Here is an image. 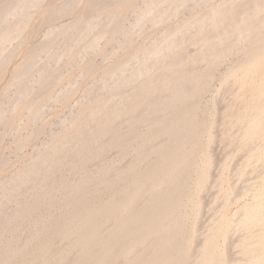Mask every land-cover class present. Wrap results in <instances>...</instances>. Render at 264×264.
<instances>
[{"label": "bare ground", "instance_id": "6f19581e", "mask_svg": "<svg viewBox=\"0 0 264 264\" xmlns=\"http://www.w3.org/2000/svg\"><path fill=\"white\" fill-rule=\"evenodd\" d=\"M74 1L66 0L61 5L59 4L49 9L47 13L45 12V19H53L56 13L69 10L73 6ZM112 1L114 3L116 0H94L93 3L95 4H91L93 6L91 7L92 11L96 12L94 17H77L76 20L73 19L74 21H71V24L67 25V27L65 26L66 28L64 27L65 33L62 34H65L66 40L69 39L75 44L83 45L81 46L80 55L95 48L96 42L103 32L102 26L104 25L100 27V18L104 14L106 19H110L109 16L111 14L108 15V7H110L109 3ZM205 1L146 0L145 6L137 13L132 24L122 27L123 23L120 20L113 27V32L120 35V38H118L120 43L128 42L131 35L143 29V20L149 19L150 21L151 18L152 23L155 22L153 25H157L161 21L164 23L166 22L164 21L165 19L168 20L169 16H172L181 8H189L190 11L192 7ZM41 2L43 1L1 0L0 67L7 58L9 60V54L11 55V52L15 49L14 45L16 43L18 45V42L14 44L11 41H13L14 37H17ZM197 6L199 7V5ZM263 8L264 0H239L238 2L236 0V3L234 0H222L215 6L197 14V16L180 21L181 23L177 25L175 23L176 26L169 27L164 33L162 31L163 36H159L160 38L158 37L159 39L157 38L158 40L156 39L155 42L148 43V46L144 44L145 47H142L140 44L142 48L140 47L137 52L134 50L135 54L129 60L118 65V67L116 66L114 72L110 69L112 71L109 72L110 76L114 74L117 79L107 86L104 91L105 94L100 100H96L97 102L86 114L83 113L85 105L75 114V118L83 116L82 121L92 120L94 122L92 133L89 134L90 132H88L87 134L83 130H77L61 136L42 153L34 155L35 157L29 160L19 171H15L14 175L11 173V185L1 190L0 264H112L113 260L117 264H264L263 193L254 194L250 201L244 202L240 207L238 206V209L236 208L233 214H228L225 210L228 205L230 206L228 204L230 199H227L228 195H226L227 200H225L228 205L225 206L224 199H221L224 202V206L222 208L218 204L222 209L220 210L219 208L220 213H218V216L215 212L216 220L212 219L211 223L214 222L213 224L208 221L211 228L207 227L208 232L205 229L206 233L203 231L202 235L200 234L203 239L198 241L200 245L196 243L199 245H196L197 247L193 244L195 243L194 240L197 242L198 239L197 237V239L195 238L198 235V233H195L196 228H189L187 225L188 221L194 217L195 220L197 218L195 211H191L190 208L187 209V202L194 206V210L202 206V201L200 202L198 196L194 197L189 188L190 179L193 176L191 174L200 167L201 173L198 170L200 173L199 177L195 178V181L191 180L194 183H191L190 186L191 188L194 187L193 193H197V195L201 190L203 191L206 181H209L208 177L211 176L210 165H212L213 155L209 154L210 151H208L207 154L204 153L205 155L203 154L204 156L201 157L202 155L199 156L198 148L201 149L199 145L204 143H201V141L205 137L204 150H210L209 145L215 139L213 132L211 131V133L208 129L212 113L203 117L204 119L201 118L202 121L199 119V121L197 111L201 108L203 92L209 87L211 88L210 82L213 81L211 79L213 78L214 70L233 51L236 53V50L243 51V57L239 58L237 62L230 64V66L228 65L229 67L221 76L224 83L229 85H231L230 83L238 84L237 93L242 104L237 113L233 112L235 115L232 114L230 116V114H227L226 117H223L224 121L222 123L224 128L228 125L242 124V139L246 142L248 141V144L252 146L250 148L248 145L250 149L246 148V150L249 152L244 155L247 156L250 164L252 163L250 162L251 159L252 161L255 159L253 163L257 161L254 166L252 165L253 163L251 164L253 168L257 165L260 166V164L264 165V135L262 134L264 130ZM230 10H233V14L236 13L233 18L231 17V19L226 20L217 27H210L215 22H218L225 13L228 14L227 11L230 12ZM110 12H114L113 9ZM57 17L59 18V16ZM60 25L62 26L63 24H59L57 28L54 27L55 29L45 33V39L50 41L51 36L52 38L55 36V32L58 30L62 32ZM192 26L197 28L195 30L193 27L195 31L210 27L207 29L206 40L202 41L203 44L199 45L198 49L196 48V52L194 51L196 49H190L194 53L190 52L189 54L187 52L184 54L182 53L183 50L176 52L175 50L184 43L183 39L186 34L184 32ZM96 28L97 30L88 37ZM245 37L248 38L245 41L249 45L244 41ZM63 44L59 45L57 43L52 50H48V53L46 52L45 63L32 55L34 58L30 59L28 57L30 60L22 62L23 64L16 69L9 83L10 86L17 88V93L10 98L11 104L9 107L0 105V126L6 123V120H8L6 114L8 116V112L10 113L16 107L20 99L29 91H33L36 83L40 82V85L42 80L46 79L49 69L51 70L50 67L52 66L53 68L64 53L69 54L72 51L70 45ZM34 46L36 45L34 44ZM30 48L32 47L30 46ZM26 53L29 54L30 52L26 51ZM28 56H31V54ZM40 60L43 64L40 63ZM189 61L194 64L195 62L197 64V62L204 61V64L202 67L199 66L201 69L194 67L195 71L191 67L193 64L188 65L190 64ZM127 65L129 67L125 68ZM258 72L262 75V80L256 82L257 80L254 81L252 79ZM106 76V73L102 76L101 82L103 84L106 83L104 78ZM32 79H34L33 82ZM39 85L37 84L36 87ZM7 86L9 87V85ZM4 89L6 90L7 88ZM116 95L119 96L117 97L120 98V101L114 100L117 103L114 102L116 104H112L113 101L111 102V100ZM151 95L157 97L152 98ZM28 107H30V104ZM140 107L142 108L139 109ZM143 108L144 111L142 112ZM223 114L226 115L225 113ZM124 115L128 116V119L131 118L130 121L132 122L126 126V129L119 130L117 129L118 124L115 126L114 120ZM219 120L221 125V119ZM142 122L145 124L147 122L148 126L143 134L139 133L138 129ZM228 127L225 129H228ZM240 128L242 127L240 126ZM226 132L229 135L222 133L224 137L221 136V139L228 142L230 140L233 141V132L232 135H230V129ZM107 134L110 137L105 139L108 136ZM75 139H78V146H76L77 149H74L75 152L73 151L74 154H72L73 152L67 149H69V145L71 146V142ZM18 144L20 145V143ZM112 146L119 147V150L123 151L122 154L128 149H132L135 156H132V160L128 162L127 166L117 172H109L114 169V163L109 161L102 163L101 167L99 166L100 168L98 167L97 175L91 176L93 178L90 175H86V168L90 160L103 154ZM71 154L77 160L70 161V164L67 163L69 168L66 171L72 172L73 176L78 174L80 179L76 180L77 177L74 178L76 181H73L72 178H70L72 180H68L67 177L61 176L59 181L54 182L53 178H51L52 180L50 179L51 176L49 178L45 177L43 180L41 178L40 183H36L37 185L34 188L32 187L31 196L28 193L29 198L27 200H19L17 207H14L15 210L13 209L14 211L7 213V211L1 210L2 203L4 205L3 201L7 197L9 199L12 195H15L19 191L21 184L30 181V179H35V177L38 178L39 172L54 173L62 161L66 159L65 157L68 158ZM245 156L243 160L246 159ZM243 165L241 163V168L239 166L238 170L236 169L237 172L232 169L235 174L237 173V177L239 176L238 179L235 178L236 176L234 177L237 181L240 177L248 174L242 168ZM118 167L120 168V166ZM62 168L64 169V167ZM62 168L61 170H63ZM255 170L259 171V169H254L253 171ZM63 172L62 174H64ZM109 173L113 175L108 176ZM260 173L256 176L258 178L263 177L261 179L263 180L264 175L262 174L264 173L261 176ZM230 175L232 176V173ZM234 182L235 184L237 183L236 181ZM234 182H232L234 187L230 186L231 189L233 187L232 190L236 188ZM218 185L220 186V184ZM246 185L244 184V186ZM237 189L240 188L238 187ZM223 193L222 195L224 196L218 195V197H225ZM239 193L243 194V192ZM20 195L22 194L20 193ZM234 195L236 197L238 192ZM234 195L231 194V197H234ZM170 197H173L171 200L173 199L172 201L174 202L170 200ZM167 198H169L170 204H167ZM214 203L215 199L212 203L213 206L216 205ZM55 207H59L56 208L59 214L53 215ZM63 207L65 209L61 212ZM217 207L216 205L215 209L213 208L212 210L217 211ZM196 211L198 212V210ZM192 216L194 217L191 218ZM197 219H199V216ZM18 220L34 225L33 233L27 238L25 236L22 242L19 236L23 222L19 224ZM106 224L108 225L107 228ZM186 226L188 230L190 229L187 233L185 232ZM232 230H237L236 234L239 232V240L237 238L232 240L236 241L237 254L233 251L232 253L229 249L227 250L230 244H224L223 242L225 238L229 239L228 235L234 234ZM230 232L233 234H230ZM56 238H61L60 240H64V242L67 240V244H64L65 246H60V244V247L57 246L58 248H55L53 242ZM220 238H224L222 240L223 243L220 242ZM234 248H236L235 245ZM195 249L196 252L198 251L197 253L194 251ZM233 254L237 256L235 257ZM115 259L119 260L116 261Z\"/></svg>", "mask_w": 264, "mask_h": 264}, {"label": "rangeland", "instance_id": "374dc122", "mask_svg": "<svg viewBox=\"0 0 264 264\" xmlns=\"http://www.w3.org/2000/svg\"><path fill=\"white\" fill-rule=\"evenodd\" d=\"M42 1L43 2H41V4H39L36 7L37 9H35L33 11L30 18L28 19L27 23L24 25L23 29L20 31V33L17 35V37H14L13 41H11L14 44H15V42H18V45H16L17 43L15 44L16 46L14 45L15 49H13V51H12L13 53L11 52V55L9 54V57H10L9 60L7 58L4 61V63L2 64L3 66L1 65V67H0V105L9 107L11 104L10 98L13 97L17 93V88L15 86H10L9 82H10V79L12 78L13 74L15 73L16 69H18V67L20 65H22L24 62H26V61L30 60L31 58H34V57H37V58L43 60V62H44L46 52L48 53V50H52L55 47V45H57V43L59 45H62L63 43L70 45L72 51H70V53H69L70 55L68 53L67 54L64 53V55H62L59 58L58 62L55 64V66H53V68H52V66L50 67L51 70L49 69V71H48L49 74L46 75V79L42 80V83L40 85H39L40 82L36 83L34 86L35 88L33 87V91L32 90H31L32 92L29 91L30 94L27 93V94H29L28 96L26 94L25 96H23L20 99L19 103L12 110L13 113H12V111H10V113L8 112V116L6 114V118L8 117L7 118L8 120H6V123H4L2 126H0V131H1L0 132V161H1L0 162V192L3 188L11 185L10 179H11L12 175H14L17 171H19L22 167H24V165H26L29 162V160H31L33 157L36 156V154H39L40 152L42 153L49 146L53 145V143H55V141H57V139L60 138L61 136L73 133L77 130L78 131L83 130L87 134H88V132H90L89 134L92 133V129H93L92 125L94 124V122L92 120H91L92 123L89 120H86V122L84 120L82 121L81 119L83 116L75 118L76 117L75 114L84 105L86 107H83V108H85V109H83V113L86 114L90 110V108L94 105V103H96L98 101V99L99 100L101 99L103 94H105L104 91L106 90L107 86L111 85L117 79V76H114V74L110 76L109 72H112V71L114 72L116 66L118 67V65L123 64L124 62L129 60L130 57H132L133 54H135L134 50L137 52L139 50V48L141 47V45H142V47L148 46V43L150 44V42H155V40L159 36L162 37L163 36L162 34L164 33V31L166 29H168L169 27L176 26L177 24L181 23L185 19H189V18L197 16V14L205 11L206 9H209V8L215 6L216 4L221 2L222 0H206L208 3L205 1L206 3L205 2L200 3L201 5L197 4V5H199V7L196 5V6L192 7L190 9V11H189V8L188 9L181 8L180 9L181 11L178 10L175 14L172 15L173 17L169 16L168 17L169 19L167 18L168 20L165 19L164 20V21H166V22H164L165 24L163 23V21H161L160 23L158 22L157 25L156 24L153 25L155 22L152 23L151 18H150L151 22L149 21V19L143 20V29H141V31H139L138 33L131 35V38L129 39L130 41L125 42V43H120L118 41V38H120V35L113 32V30H114L113 27H115V24H117V22L120 20L123 23V24L121 23L122 27L123 26L126 27V26H129L130 24H132L134 22V19H135L137 13H139L143 9V7L145 6L146 0H145V2H144V0H126L123 2H122V0L121 1L116 0V1H114V3L116 2L115 4L112 1L109 3L110 5L108 4L110 6V7H108V11L110 12V10L112 11V9H113L114 12H112V13L108 12V15L111 14L110 16H112V17L109 16L110 19H106V16H104V14H103V16H101V18H100L101 22L99 24H101L100 27L102 25H104V26H102L103 32L100 34V36L96 42L95 48H93L91 51H88L82 55H80V52L82 49L81 46H83V45L82 44H75V42H73L69 39L66 40L67 37L65 36V34H62V33H65L63 30L64 27L65 26L67 27V25L71 24L72 23L71 21H74L73 19L76 20L77 17H82V16L83 17L87 16L88 18L94 17L96 12H93L92 11L93 9L91 8V7H93L92 5L95 4V3H93L94 0H75L72 4L75 8L72 6L71 7L72 9L70 8L69 10L67 9V10L61 11L60 13H56L55 14L56 16L53 17V19H49V20L45 19V16H46L45 12L47 13V11L49 9L56 7L59 4L61 5V3L62 2L64 3L66 0H56V1L55 0L54 1L42 0ZM234 1L236 3V0H234ZM238 1L239 0H237V2ZM0 3H1V0H0ZM133 6H134V8H133ZM114 9H116V10H114ZM129 9H130V11H128ZM227 12H228V14L225 13L224 16L218 22H215L214 25L212 24L210 27L211 28L217 27L220 24L224 23L226 20L231 19V17L233 18L236 14V13L233 14V10H230V12L229 11H227ZM89 13H90V16H89ZM57 14H59V15H57ZM229 15H231V16H229ZM57 16H59V18ZM45 20H46V22H45ZM175 23H176V25H175ZM59 24H63L62 26L60 25L62 27L61 29L63 31L61 32L58 30L57 32H55L56 33V34L54 33L55 36H53V38L51 36L50 41L48 39H45V35H46L45 33H48L49 30L51 31V30L57 28ZM36 25H38V26H36ZM193 27L194 26H192L191 28L189 27V30H187L188 28L185 29L187 31L184 33H186L185 36L186 35L187 36L186 37L184 36V39H183L184 43H182L181 44L182 46L180 45L179 48H177L175 50L176 52H178V51L181 52L183 50L182 53H184V54H186L187 52L189 54H190V52L194 53V51L196 52L197 49L200 47L199 45H202L203 42L206 40V35L208 33L207 29L210 27H208L207 29H203V30L201 28V29H198V31H195L197 29L196 27H194L195 30H193ZM97 28L94 29L88 35V37H90L97 30ZM162 31H163V33H162ZM197 33H199V34H197ZM202 36H203V38H202ZM145 38H146V42H145ZM246 38L247 37H245L244 41L248 39V38L247 39ZM43 40H45L46 43ZM193 41H195V42H193ZM131 43H133V44H131ZM246 43H248V42H246ZM34 44L36 46H34ZM144 44H146V45L144 46ZM248 45H249V43H248ZM30 46L32 48H30ZM33 46H34V48H33ZM245 46H247V45H245ZM28 48H30L31 50ZM190 49H193V50L196 49V50L193 51ZM26 51L30 52V53L27 54ZM240 51L241 50H236V53H234L235 51H233L231 53L232 55L230 54V56H227V59L223 60L224 62L220 63V65H219L220 67L217 66V68L215 69L216 71L214 70L213 78L211 79L213 81L210 82L211 88L209 87L210 89L208 88L206 91L203 92L205 95L202 94L203 100L201 102V108H200V110H198L200 112L197 111L198 120L201 118L204 119L203 117H206L209 113H212V118L210 119L211 121H209L208 129L210 132L211 131L213 132V133L212 132L211 133L213 134L215 139H213L211 141V143H210L211 146L209 145L210 150H207V151L204 150L203 146H204V143L206 140L205 137H204L205 139L203 138V140L201 141V143L202 142H204V143L199 145L201 147V149L198 148L199 156L202 155L201 157H203L205 154H207L208 151H210L209 154L213 155L212 156L213 157L212 165H210L211 166V169H210L211 170L210 171L211 172L210 173L211 178L208 177L209 181H206L207 182V183H205L206 187L204 186L203 191L201 190V192H200L201 194L199 193L198 195H197V193H193L194 187L193 188L190 187L191 183H194V182H191V180L195 181L199 177V174L201 173V171H200L201 169H199L200 167L195 169V171L191 174L193 176H191L190 184H189L190 185L189 188L191 189L193 196L194 197L198 196L200 202L202 201L201 202L202 206H200V208L199 207L196 208V210H198V212L196 210H194L195 208L193 205H191V203L187 202V209L190 208L191 211L192 210L195 211V213H197L196 214L197 218L199 216V219H200L199 220L196 218V220H195L194 219L195 217L192 216L191 218H193V217L194 218L193 219L189 218L191 220L188 221L189 223L187 222L188 227L189 228L194 227V229L196 228L195 233L196 234L198 233V235L195 236V238L197 237L198 239L196 238L197 242H196V240H194V242H195V243H193V244H195L194 246L197 245L196 243H198V241H200V239L202 241L203 238H202V236H200V234L202 235L203 231L205 229L207 231L208 228L210 227V224L214 223V222L213 223H211V222H212V219L216 220V213H217V216L219 215L218 214V213H220L219 208L221 210L224 206V202L221 201V199L222 200L224 199V201L227 200L228 198L230 199L229 200L230 202H228V204H230V206L226 203L227 201H225V206L228 205L226 207L227 209L225 208V210L227 211L228 214H231V213L233 214L235 209L238 206L240 207L242 204H244V202L250 201L254 194H256V193H263L264 194V187H263L264 186V183H263L264 179L261 180L263 177L258 178L256 176L257 174L259 175L260 172H261L260 176L262 173H264L263 172L264 171L263 170L264 165H261L259 163L260 166L257 165V166H255V168H253L254 163L257 161H255L253 163V161L255 159H253V161L251 159L250 162L253 163V164L251 163L253 165L252 166L249 163L247 156L244 155L246 152H247L246 154H248V152H249L246 150V148H248L249 144H248V141L246 142L242 139L243 125L242 124L239 125L238 123H237L238 126H236L237 124L235 126L230 125L231 127L229 125H228L229 127L225 125L226 127H228V129H230V131H231L230 135H232V132H233L234 137L233 136L232 137L234 139H232L233 141L230 140L231 142L230 141L228 142V141H225L224 139H221V136L224 137V135H223L224 133L228 134V132H226V131H228V129H225L226 127L225 128L223 127V123H222L224 121L223 117H226L227 114L228 115L230 114V116H231L235 112L237 113L240 110L239 108L241 107V104H242L241 100L238 98V93H237L238 84L230 83L231 85H229L227 83H224V81L222 80L223 77L221 75H223L224 71L227 69V67L230 66V64L237 62L239 60V58L243 57V55H244L243 51L242 52H240ZM30 54H31V56L33 55L34 57L28 56ZM26 56H27V58H26ZM43 62L41 61L40 63L43 64ZM203 62L200 61L199 63L197 62V64L195 62V64H194V63H190V61H189L190 64H188V65L193 64V65H191V67H193V68L198 67L196 69H201V68H199V66L202 67L204 64ZM2 67H4V68H2ZM128 67H129V65H127L125 68H128ZM193 68H191V69H193ZM1 69H2V71H1ZM110 69H112V71H110ZM196 69H195V71H196ZM50 71H52V72H50ZM105 73L110 78L107 76L104 77L106 79V83L103 84L101 81L103 79L102 76L105 75ZM254 77L252 80H254V81L257 80L256 82H258L259 80L260 81L262 80V75H260V72H258ZM33 81H34V79H32V82ZM37 84L39 86L36 87ZM7 85H9V87ZM4 88H7V89L5 90ZM231 90H232V92L233 91L234 92L232 93ZM67 93H70V94H67ZM153 95H155V93H153ZM117 96L118 95H116V97L112 98V100H111V102L113 101L112 104H116L117 103L116 101H118L120 99V98H118L119 96L118 97ZM157 96H158V94H157ZM157 96H155V97L152 96V98H156ZM114 100H116V101H114ZM31 101H33V102H31ZM114 102H116V103H114ZM28 103L30 104V107H28V105H29ZM31 103H32V105H31ZM142 107H144V106H142ZM142 107H140L139 109H141ZM232 108H234V109H232ZM139 109H138V112H139ZM143 111H144V108H143L142 112ZM203 111H204V113H203ZM140 113H141V110H140ZM223 113H225L226 115H224ZM84 114H82V115H84ZM220 116H222V117H220ZM125 117H126V115L119 116V117L115 118L114 123H115V126L118 124L117 129H119V130L126 129L127 128L126 126L132 122V121H130L131 118L128 119V116L126 118ZM202 119H201V121H202ZM219 119H221V125H220ZM9 120H10V123H9ZM7 122H8V124H7ZM144 125H145V127H144ZM240 126L242 128H240ZM147 128H148L147 122H146V124L142 122L141 125L138 127L139 133H142V134L145 133ZM234 128L237 130H235ZM220 130H221V132H220ZM263 131H262V134L264 135ZM227 134H225V135H227ZM110 135H111V132H110ZM110 135L106 136L107 138H105V139H108L110 137ZM53 136H54V138H53ZM73 142H71V146L69 145V149H67V150H70V152L71 151L75 152V150L77 149L76 146H78V139L73 140ZM18 143H20V145ZM44 143H46V144H44ZM261 144H262V141H261ZM115 147L114 146H112V148L109 147L110 149L108 148L105 152H103V154L96 156V157H93V159L90 160V162L88 163L89 164L88 167L86 168V170H87L86 175H88V176L90 175V177L92 175L96 176L97 175L96 173L98 172V167L99 166L101 167L102 163L109 162V161L110 162L112 161L114 163V169L110 170L109 171L110 173L111 172L114 173L115 171L117 172L119 169H122L123 167L127 166L128 162H130V160H132V156L133 157L135 156L134 155L135 153H133L134 151L132 149H128L130 151L126 150L122 154L123 151L121 152V150H119L120 149L119 147H116V149H115ZM249 147L251 148L252 146L249 145ZM250 148H248V150ZM74 152L72 154H74ZM72 154L70 157L68 156L69 159L67 157H65L66 159H64L62 161V163L60 164V166H58V168H57L58 170L56 169L54 173L52 172V174H54L53 175L54 177L52 176L51 173H50L51 174L50 175V174L43 173L44 171H42V173L39 172V174L37 176L38 178L35 177V179H32V180L30 179V181H27V182L21 184V187H19L20 188L19 191L15 195H12L11 198H9V199H8V197H7V199L5 198L6 200L3 201L4 205L2 203L1 210L5 211V212L7 211V213L14 211L18 205L17 204L18 201L19 200H25V199L27 200V198H29V196H31L30 193H32V192H30V191H32L33 188L37 184H39L40 181L43 180L45 177L49 178L51 176L50 179L53 178L54 182L59 181L61 179V176L67 177L68 180L73 179V181L80 179L78 174H74L75 176H73L72 172L66 171L69 168L68 165L72 161L77 160V158L73 157ZM263 154H264V150H263ZM223 156H225V157L223 158ZM244 156L246 157L245 160H243ZM214 160H216V161H214ZM241 160H242V162H241ZM247 162L250 166L247 164ZM67 163H69V164H67ZM241 163L244 164L245 166L247 165L248 168L245 167L244 165L242 168H244V170L247 171L246 173H248V174H245L246 176L240 177L239 180L237 181L239 176L237 177V175H236L237 173L235 174L233 171L235 169V172H237L236 169L239 168ZM263 163H264V161H263ZM118 166H120V168ZM59 167H61V168L64 167V169L62 168L63 170H61V168L59 169ZM231 167H233V168H231ZM262 167H263V169H262ZM240 168H241V166H240ZM232 169H233V171H232ZM252 169L253 170L259 169V171L260 170L261 171L257 172L256 170L253 171ZM60 170H61V172H60ZM198 170L200 171V173ZM245 171H244V173H245ZM248 171H251L252 173L248 172ZM62 172L64 174H62ZM253 172H255L257 174L255 175ZM11 173H12V175H11ZM71 173H72V175H71ZM110 173L108 174V176L113 175ZM231 173H232V176L230 175ZM233 173H234V175H233ZM249 173L252 175L250 176ZM43 174H44V177H43ZM39 175H40V177H39ZM262 175H264V174H262ZM234 177L237 179H235ZM70 178H72V179H70ZM74 178H77V179L74 180ZM91 178H93V177H91ZM229 178H230L231 182H229L230 181ZM246 178H247V180H246ZM232 179H234V180H232ZM241 179H242V181H240ZM218 180H219V182H218ZM248 180H250V181H248ZM258 180H260V181H258ZM234 181H236L237 183L235 184ZM244 181H245V183H244ZM255 181H256V183H255ZM34 182H35V184H33ZM232 182H234V184H235V187H236L235 190L238 187L240 189H237L236 191L232 190L234 187ZM221 183H222V185H221ZM218 184H220V186ZM244 184L245 185L247 184V185L244 186ZM193 186H194V184H193ZM230 186H233L232 189ZM229 187H230V189H228ZM226 189H227V191H226ZM228 190H230V191L228 192ZM223 191H224V193H223ZM231 191H232V193H231ZM221 192L223 194H225V197H223V198H219L220 196L218 197V195L224 196V195H222ZM225 192L228 194H226ZM236 192H238V195H236V197H239V195H240L239 198L235 197L234 194H236ZM239 192H241V193L243 192L244 196H242L243 194L241 195ZM20 193L22 195H20ZM231 194L234 195V197L232 196L234 199L231 197ZM23 195H25V196H23ZM226 195H228L227 199H226ZM217 197H218V200H217ZM230 197L233 199V201ZM171 198H173V197H170V200H171ZM213 198L215 199V203L218 206L216 208V209H218L217 211L212 210L213 208L215 209V207H216L215 203H214L215 206H213V204H212L214 202ZM167 199H168L166 201L167 204L168 203L170 204L169 198H167ZM237 199H239V200H237ZM216 200H217V202H216ZM218 201H220L222 203L220 204V202L218 203ZM172 202H174V201H172ZM183 202H184V200H183ZM218 204L220 206H222V208ZM171 205H172V203H171ZM191 207H193V208H191ZM56 208H59V207H55V209H53L54 210L53 212H55L53 215H56L59 212ZM64 209H65V207H63L62 210L61 209H59V210H61V212H62ZM211 214L213 216L214 215L215 216L213 217ZM208 221L210 224L208 223ZM18 222L20 224L23 221L18 220ZM22 224H23V226H21L22 231H21L20 236H19L20 237L19 239L21 242L25 239V236H26V238H27V236L29 237V235H31V233H33V231H34L33 230L34 225L32 223L29 224L28 222H26V223L23 222ZM107 224H106V228L108 226ZM189 225H191V226H189ZM110 227H112V226H110ZM110 229H108V230H110ZM29 230H30V232H29ZM189 230L186 226L185 232L187 233ZM23 231H24V233H23ZM236 231L235 230L233 231L234 234L230 232V234H233V235H231V236L228 235L229 236L228 240L226 238L225 239L220 238V242H222V240L224 239L223 240L224 244L225 243L230 244V245L226 244V245H229V247L231 246V248L228 247L227 250L229 249V251H231V252L233 251L235 254H237L238 250H236V249H238V247L236 246V241H232V240L233 239L236 240V238L238 239L239 232H237V234H236ZM256 231L258 232V230H256ZM240 234H242V233H240ZM234 236H236V237L234 238ZM19 239H18V241H19ZM56 239H57V241H56ZM56 239L53 242L54 243L53 246L55 248H58L60 246H65L67 244L66 239H65L66 240L65 242H64V240H60L61 238H56ZM234 242H235V244H234ZM237 242H239V241H237ZM199 245H197V246H199ZM234 245L236 248H234ZM194 246H193V248H195ZM194 251L196 252V249ZM231 252H230V255H231ZM235 254H233V255H235ZM236 256L237 255H235V257ZM231 257H232V255H231ZM118 260H116V261H118ZM113 261H112V264H115L116 262L115 261L113 262ZM239 264H244V263H239Z\"/></svg>", "mask_w": 264, "mask_h": 264}]
</instances>
